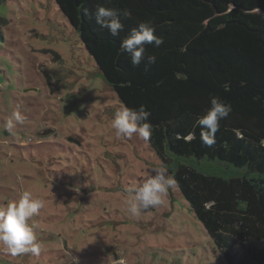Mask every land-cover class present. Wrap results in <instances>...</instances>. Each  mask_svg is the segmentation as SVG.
I'll use <instances>...</instances> for the list:
<instances>
[{
  "label": "rangeland",
  "instance_id": "obj_1",
  "mask_svg": "<svg viewBox=\"0 0 264 264\" xmlns=\"http://www.w3.org/2000/svg\"><path fill=\"white\" fill-rule=\"evenodd\" d=\"M0 16V208L24 190L45 201L40 252L0 245V264H226L176 185L163 205L127 211L124 189L163 163L138 135L116 138L123 105L55 0H3Z\"/></svg>",
  "mask_w": 264,
  "mask_h": 264
},
{
  "label": "trees",
  "instance_id": "obj_2",
  "mask_svg": "<svg viewBox=\"0 0 264 264\" xmlns=\"http://www.w3.org/2000/svg\"><path fill=\"white\" fill-rule=\"evenodd\" d=\"M55 2L118 101L150 112L148 142L226 264H264V178L250 175H264V0ZM99 6L129 12L119 36L96 23ZM144 21L163 43L133 66L120 45ZM213 96L232 111L208 146L195 122Z\"/></svg>",
  "mask_w": 264,
  "mask_h": 264
},
{
  "label": "clouds",
  "instance_id": "obj_3",
  "mask_svg": "<svg viewBox=\"0 0 264 264\" xmlns=\"http://www.w3.org/2000/svg\"><path fill=\"white\" fill-rule=\"evenodd\" d=\"M127 10L106 8L99 6L95 10V21L101 29L113 36H119L124 29L120 17H127ZM155 27L151 21L140 22L138 26L130 31L128 36L121 42L122 52L129 54L131 64L137 66L144 59L147 45L159 47L163 40L155 35ZM149 63H154L156 57H147ZM232 111V106L225 103L218 97H211L210 107L206 113L200 116L195 124L204 129L201 133L202 141L212 146L215 143V134L220 128V121L226 118ZM150 112L141 106L139 109L122 106L111 121V128L116 138H132L134 134L145 141L150 140L153 127L148 122ZM25 117L16 111L7 119L4 124V131L9 135L14 134L17 124L23 123ZM149 175L141 184H133L124 189L128 194L125 203L127 211L138 216L141 211L163 205L169 190L174 188L176 180L169 174L168 167L160 164L152 169ZM45 207L42 198L34 197L31 191L24 190L19 199L8 203L0 208V245L5 247L11 255L24 253L38 254L41 250L40 242L36 236L39 225L35 222L41 209ZM114 264H126L121 257L114 261Z\"/></svg>",
  "mask_w": 264,
  "mask_h": 264
},
{
  "label": "water",
  "instance_id": "obj_4",
  "mask_svg": "<svg viewBox=\"0 0 264 264\" xmlns=\"http://www.w3.org/2000/svg\"><path fill=\"white\" fill-rule=\"evenodd\" d=\"M50 131H51L50 129L44 130V131L41 132V135H44L46 133H49Z\"/></svg>",
  "mask_w": 264,
  "mask_h": 264
}]
</instances>
